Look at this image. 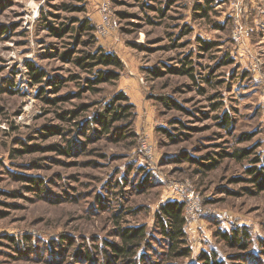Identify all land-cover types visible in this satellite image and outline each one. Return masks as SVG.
<instances>
[{
    "label": "rangeland",
    "instance_id": "obj_1",
    "mask_svg": "<svg viewBox=\"0 0 264 264\" xmlns=\"http://www.w3.org/2000/svg\"><path fill=\"white\" fill-rule=\"evenodd\" d=\"M87 21L93 47L53 32ZM97 47L124 70L82 93L95 76L68 60ZM183 62L195 81L176 72ZM43 87L70 100L52 105ZM119 93L132 118L105 134L97 117ZM82 106L72 122L59 117ZM70 141L68 155L50 148ZM253 169L264 176V0H0V264H130L111 246L139 226L147 242L133 264H264V183ZM176 201L186 204L188 258L167 257L155 230L157 211Z\"/></svg>",
    "mask_w": 264,
    "mask_h": 264
},
{
    "label": "trees",
    "instance_id": "obj_2",
    "mask_svg": "<svg viewBox=\"0 0 264 264\" xmlns=\"http://www.w3.org/2000/svg\"><path fill=\"white\" fill-rule=\"evenodd\" d=\"M80 2H84V0H79ZM139 1V0H138ZM66 10H69V6H63ZM203 11V17L207 15L206 9H201ZM75 11H79L77 8ZM81 11H84L82 8ZM162 13V11H160ZM53 30V29H52ZM68 30V31H67ZM75 31L80 33L82 36L86 35L90 39L89 46L95 45V38L92 33L95 30V27L90 24L89 21L85 22L84 25L78 27L77 29H63V30H53L56 34L58 32L66 33ZM86 44V43H85ZM204 47H202L205 51L211 49V44L203 41ZM93 47V46H92ZM74 53V52H73ZM80 54L76 57H71L68 60L69 64L75 65V67L79 68L83 73L93 74L95 76L94 79H88L87 86H84L82 93L87 91L98 92L97 86L106 83H112L117 81L120 77L118 71L124 70V65L122 61L112 53L106 52L103 48L97 47L96 49H92L91 51H80L79 53L75 52L74 54ZM68 57L66 54L62 55V58L66 60ZM191 63V62H190ZM188 62H183V65L180 69H176L179 74L184 76H189L192 80H196L194 74V68L188 67L190 64ZM31 79L34 84H40L44 81L45 76L47 75L45 72L40 71L33 64L29 66ZM78 76H73L72 79H78ZM210 79H206V83H210ZM50 85V84H49ZM53 87L54 93L60 92L63 86V81H59L54 85H50ZM202 90V89H201ZM204 91V90H203ZM40 95H43V100L47 101L52 105H57L60 101H68L70 97H61L55 99H49L46 94H48L47 89L44 87L41 88ZM82 93H79V97H81ZM165 103L169 106L170 98L163 99ZM123 101L127 104L125 105H117L116 102ZM171 105V104H170ZM175 108L181 109V107L177 104H174ZM214 108H218L216 105ZM134 109V106L129 104V98L124 93H119L113 102L109 103L105 107V113L98 115V121L100 125L103 127V131L105 134H109L111 131V127L114 123L120 122L124 119L132 118L131 111ZM89 110L88 106H82L81 110H68L59 114V117L66 121L72 122L76 120L80 112H87ZM109 115L111 118H109ZM225 124V127L230 126V118L225 116L222 121ZM52 135L61 134L60 131L51 132ZM62 135V134H61ZM52 151H58L61 154L68 155L71 150V141L69 142L66 148H62L59 145H53L50 147ZM234 158L238 160H242L248 156L246 152H238L232 155ZM207 164L210 166H214L217 164V160L215 158L209 157L206 159ZM257 169H253L250 174L254 177L253 182L258 183V181H262L264 183V176L261 172L256 171ZM187 225L186 218V204L184 202H168L163 205L156 213V229L158 234H160L167 243V257L172 259H180V258H188L191 255V249L189 247L187 234L185 231ZM242 235L241 239L238 236ZM234 239L239 243L240 240L244 241V237L246 238L248 235L243 231L242 233L239 230L234 231ZM122 243L112 244L111 249L113 251V256L119 260H123L124 262L133 264L134 258L138 255L139 251L142 249L143 244L147 242V228L145 226H139L136 228H127L120 231L119 235ZM227 239V238H226ZM164 256V255H163ZM200 261L203 264H217L213 258H210L206 255L200 258Z\"/></svg>",
    "mask_w": 264,
    "mask_h": 264
},
{
    "label": "built area",
    "instance_id": "obj_3",
    "mask_svg": "<svg viewBox=\"0 0 264 264\" xmlns=\"http://www.w3.org/2000/svg\"><path fill=\"white\" fill-rule=\"evenodd\" d=\"M240 34H241V32L239 30L235 32V40H237V41L240 40V38H241Z\"/></svg>",
    "mask_w": 264,
    "mask_h": 264
}]
</instances>
